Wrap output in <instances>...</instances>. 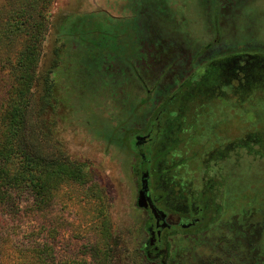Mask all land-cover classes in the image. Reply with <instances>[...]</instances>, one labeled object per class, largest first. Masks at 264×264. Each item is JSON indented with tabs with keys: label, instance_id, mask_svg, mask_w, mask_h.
I'll list each match as a JSON object with an SVG mask.
<instances>
[{
	"label": "rangeland",
	"instance_id": "374dc122",
	"mask_svg": "<svg viewBox=\"0 0 264 264\" xmlns=\"http://www.w3.org/2000/svg\"><path fill=\"white\" fill-rule=\"evenodd\" d=\"M19 1L30 2L0 0L2 13L10 17ZM48 17L34 92L52 141L82 165L89 181L63 184L42 211L29 195L15 207L0 202V264H15L21 249L35 243L53 246L61 264H90L112 247L120 264H152L141 251L148 216L137 206L128 145L136 115L150 108L137 74L153 89L160 73L182 70L199 52L264 51V0H53ZM5 92L0 77V113ZM246 109L238 104V119L226 129L247 128L242 120L262 114L260 106ZM214 126L199 131H218ZM263 162L252 160L248 172L262 196ZM253 241L222 229L204 239L177 238L169 264H239L253 257L229 244Z\"/></svg>",
	"mask_w": 264,
	"mask_h": 264
},
{
	"label": "flooded vegetation",
	"instance_id": "af4514ba",
	"mask_svg": "<svg viewBox=\"0 0 264 264\" xmlns=\"http://www.w3.org/2000/svg\"><path fill=\"white\" fill-rule=\"evenodd\" d=\"M205 53L182 70L160 73L153 89L137 74L150 106L136 115L128 141L138 199L145 190L146 205L137 201L148 216L141 251L149 263L169 264L174 239H204L222 229L238 241L254 240L229 244L253 257L236 262L264 264V196L252 190L248 174L252 160H264V51ZM238 104L246 114L260 106L262 114L232 132L226 126L238 119ZM206 123L218 131H199Z\"/></svg>",
	"mask_w": 264,
	"mask_h": 264
},
{
	"label": "trees",
	"instance_id": "16d2710c",
	"mask_svg": "<svg viewBox=\"0 0 264 264\" xmlns=\"http://www.w3.org/2000/svg\"><path fill=\"white\" fill-rule=\"evenodd\" d=\"M52 1H19L10 17L0 8V77L6 87L0 113V202L5 208L18 206L19 200L29 195L37 211L46 210L63 184L84 186L89 181L82 165L52 141L34 92ZM13 45L16 53L5 55ZM119 254L113 247L103 250L90 264H120ZM18 259L15 264H61L55 248L47 244L23 247Z\"/></svg>",
	"mask_w": 264,
	"mask_h": 264
},
{
	"label": "water",
	"instance_id": "95a60500",
	"mask_svg": "<svg viewBox=\"0 0 264 264\" xmlns=\"http://www.w3.org/2000/svg\"><path fill=\"white\" fill-rule=\"evenodd\" d=\"M144 189H145V187H144ZM144 200H145V190H143L141 192L140 198L138 199V204L140 207H143L146 205V203H144L145 202Z\"/></svg>",
	"mask_w": 264,
	"mask_h": 264
}]
</instances>
